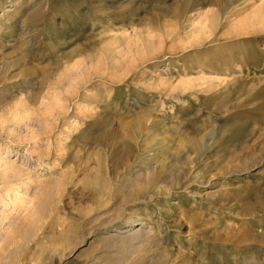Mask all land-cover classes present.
<instances>
[{
    "label": "rangeland",
    "instance_id": "obj_1",
    "mask_svg": "<svg viewBox=\"0 0 264 264\" xmlns=\"http://www.w3.org/2000/svg\"><path fill=\"white\" fill-rule=\"evenodd\" d=\"M259 11L0 0V264H264ZM161 161L202 183L146 199Z\"/></svg>",
    "mask_w": 264,
    "mask_h": 264
},
{
    "label": "bare ground",
    "instance_id": "obj_2",
    "mask_svg": "<svg viewBox=\"0 0 264 264\" xmlns=\"http://www.w3.org/2000/svg\"><path fill=\"white\" fill-rule=\"evenodd\" d=\"M217 1L219 0H214L215 3H217ZM217 13V12H216ZM263 14V13H262ZM217 17H219V15L217 16V14L215 13H211L210 16L207 15L205 17V19L200 20V24L198 23V27L197 28L199 31L197 33L200 34L201 30L203 29V27L205 26V21L208 20V22H210L211 24H215L217 21ZM264 17V16H263ZM204 18V17H203ZM198 20V21H199ZM255 22H259V26H253V24ZM197 25V24H196ZM204 25V26H203ZM206 28V27H205ZM234 29L236 30L235 32H250V31H258V30H262L264 31V19L261 17V11L257 12L255 15H253L248 21H244L242 23H239L238 26L234 27ZM194 31H197L196 29ZM234 31V30H233ZM204 32V31H203ZM196 33V32H195ZM196 33V34H197ZM197 36V35H196ZM195 38V37H194ZM199 38V37H196ZM218 79V78H217ZM257 123V122H256ZM263 123V122H262ZM249 126V125H248ZM256 126V125H255ZM163 139V138H162ZM164 140V139H163ZM167 140V139H166ZM186 140V138H185ZM163 142V141H161ZM165 142V141H164ZM184 144V142H183ZM186 144V143H185ZM192 146V145H191ZM194 146V145H193ZM193 148V147H192ZM185 149V148H184ZM190 149V148H189ZM181 150V149H179ZM185 151V150H184ZM188 151V150H187ZM191 151V150H190ZM201 154V153H200ZM157 162V161H156ZM159 163V162H158ZM7 166V165H6ZM8 166L11 167V164H8ZM159 168H157L156 170H154L153 174L149 177L148 180H146L143 183V187L142 189L143 191V195L144 197H146V199L148 198L150 201L151 199L154 198V196H158V195H167L169 192H171L172 190H176V188H184V191H188V193H191V188L194 185H198L200 183H202L201 178L197 177L195 178V175L192 177V173H187L185 175L184 173V169L180 172L181 176L180 179H177L178 181L172 180V181H165V176H166V167L168 166V164L166 162L161 161L159 164ZM7 169V168H6ZM7 171V170H6ZM9 171V170H8ZM184 173V174H183ZM204 177V176H203ZM185 185V186H184ZM145 188V189H144ZM152 193V195H150ZM169 196V195H168ZM11 226V225H10ZM8 230V229H7ZM10 231V230H9ZM8 231V232H9ZM18 229H14L10 235H8L7 237V242H11L15 235L18 234ZM7 232V233H8ZM124 232H129V230L124 231ZM144 233L141 232V229H137L136 231H132L127 233L125 236H118L119 238H116V242H119L120 240L123 241H128L129 245L126 246L127 249H131L135 247V242L137 240V238L139 236H142ZM117 237V236H116ZM139 240V239H138ZM137 240V241H138ZM114 241V240H113ZM258 244V243H257ZM126 249V248H125Z\"/></svg>",
    "mask_w": 264,
    "mask_h": 264
}]
</instances>
